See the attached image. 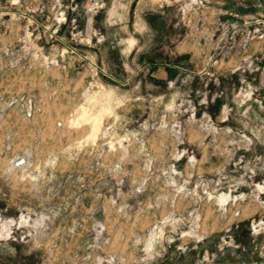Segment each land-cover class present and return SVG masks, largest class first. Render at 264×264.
<instances>
[{
    "label": "rangeland",
    "instance_id": "374dc122",
    "mask_svg": "<svg viewBox=\"0 0 264 264\" xmlns=\"http://www.w3.org/2000/svg\"><path fill=\"white\" fill-rule=\"evenodd\" d=\"M93 2L0 0V264H264L258 0Z\"/></svg>",
    "mask_w": 264,
    "mask_h": 264
},
{
    "label": "built area",
    "instance_id": "2783aa9c",
    "mask_svg": "<svg viewBox=\"0 0 264 264\" xmlns=\"http://www.w3.org/2000/svg\"><path fill=\"white\" fill-rule=\"evenodd\" d=\"M93 4H97L100 0H93ZM204 2H209L208 0H200ZM242 4H245L244 0H237ZM190 3L195 4V0H190ZM257 6L264 12V0H258ZM181 14L185 13L187 10L185 7H180ZM235 17H238L236 21L232 23V28L234 30V34L240 36V40L243 42L242 46L253 44V38L264 39L263 33H256L253 25L258 23V20L254 18L253 13L244 14L239 16L234 14Z\"/></svg>",
    "mask_w": 264,
    "mask_h": 264
},
{
    "label": "crops",
    "instance_id": "0c3cea01",
    "mask_svg": "<svg viewBox=\"0 0 264 264\" xmlns=\"http://www.w3.org/2000/svg\"><path fill=\"white\" fill-rule=\"evenodd\" d=\"M210 2V0H208ZM245 4H242L241 2L237 1H231V0H216V4L223 5L224 7H231V8H240L253 10V0H244ZM237 4L242 5L239 7Z\"/></svg>",
    "mask_w": 264,
    "mask_h": 264
}]
</instances>
